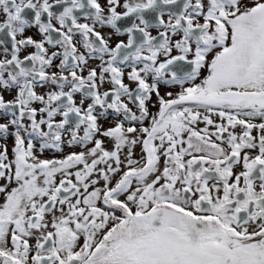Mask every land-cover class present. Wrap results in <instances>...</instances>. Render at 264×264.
<instances>
[{"label":"snow or ice","instance_id":"1","mask_svg":"<svg viewBox=\"0 0 264 264\" xmlns=\"http://www.w3.org/2000/svg\"><path fill=\"white\" fill-rule=\"evenodd\" d=\"M0 264H264V0H0Z\"/></svg>","mask_w":264,"mask_h":264}]
</instances>
